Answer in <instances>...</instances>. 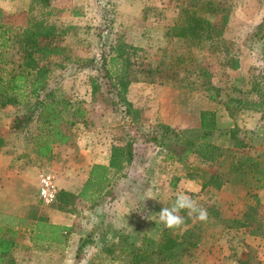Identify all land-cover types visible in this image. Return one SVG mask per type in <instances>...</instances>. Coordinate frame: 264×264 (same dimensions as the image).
<instances>
[{"label": "rangeland", "instance_id": "obj_1", "mask_svg": "<svg viewBox=\"0 0 264 264\" xmlns=\"http://www.w3.org/2000/svg\"><path fill=\"white\" fill-rule=\"evenodd\" d=\"M214 1L218 2L217 13L205 14L214 22L219 34L215 38L221 40L220 48L216 39L213 43L208 40L195 47L167 33L178 14H182L180 8L187 5L188 0L51 1L48 21L62 31L57 43L51 47L52 53L42 63L50 69L48 86L52 88L51 99H61L57 109L60 105L65 106L60 109L63 120L60 127L73 138V148L78 146L75 140L81 141L84 137L88 140L86 145L101 142L109 144L111 151L113 144H125L132 136L127 128L131 117L126 118L124 110L118 104H112L117 97L106 87V70L112 68V57H118L123 63L129 80L126 97L139 110L132 124L134 136L177 127L194 135L202 109H214L220 118L226 114L222 105L210 98L207 85L222 89L235 85L242 89L251 88L252 81L262 75L264 66V38L251 35L264 23V0ZM29 3L30 0H0V8L7 22L22 26L26 22L25 11ZM233 61L237 62V68L232 67ZM92 81L100 86V92L93 100ZM33 102L34 99H31L20 108L12 105L0 107L3 122L0 137L5 140L0 153L14 158L6 171L12 172L17 168L21 173V177H14L7 173L4 175L0 170V186L31 198L27 203L28 223L20 229L19 244L14 249L17 264H82L85 259L87 264H129L128 255L112 252V244L118 242L115 234L118 222L114 217L120 221L125 219L129 242L139 246L148 232V236L158 237L164 227L159 221V211L172 206L171 200H166L170 196L176 197L184 192L203 208L210 203L216 195L200 188L214 173H218L219 182L227 184L231 177L227 171L233 161L230 149L233 141L244 144L237 149L238 155L246 152L254 154L264 163V121L255 124L252 116L246 113L251 111L242 112L240 119L245 123L237 122L238 130L233 140L228 139L227 133L213 137L219 145L229 147L226 155L216 163L204 161L194 153L183 162L180 157L184 149L180 143L171 142L167 147L158 148L136 138L134 162L125 169L129 175L127 179L133 181L130 184L125 178L118 182L116 194L119 197L109 194L101 203L77 199L65 244H33L29 240V224L33 219L30 214H38L44 205H55L54 201L44 203L39 198L38 176L42 172H50L55 174L58 184L57 175L63 173V170L55 172L50 169L48 164L41 163L35 156L33 138L43 133L39 129L42 120L37 110L26 131H13L9 127L14 115L19 111L26 112ZM78 103L90 108V114L85 118L73 115ZM219 126L224 130L230 127L221 119ZM69 159L72 156L66 162ZM80 162H84L83 167L88 164L85 158ZM68 178V173L60 176L63 180ZM249 187L241 196L240 192L237 194L239 200L235 204L238 211L243 201L254 203L251 194L255 189H262ZM141 190L143 193L139 195ZM218 193L214 203L234 205L235 195ZM258 194L257 214L263 225L261 236L264 238V191ZM5 195L7 193L0 190V203L5 200ZM113 198L115 200L112 201ZM194 215H189L186 210L187 219ZM203 222L195 219L192 224H183L177 231L189 227L204 235L211 232L218 234L217 225ZM204 235L196 248L179 249L172 256H166L163 264H205V260L207 264H214L224 257L227 250L220 247L218 241ZM82 240L83 246L78 249ZM179 247L182 248V245ZM112 253L115 255L112 256ZM247 255L250 256L249 264H264V240L260 245L248 248Z\"/></svg>", "mask_w": 264, "mask_h": 264}, {"label": "trees", "instance_id": "obj_2", "mask_svg": "<svg viewBox=\"0 0 264 264\" xmlns=\"http://www.w3.org/2000/svg\"><path fill=\"white\" fill-rule=\"evenodd\" d=\"M52 0H30L28 9L25 11L26 22L24 25H14L6 21L5 15L0 8V107L12 105L22 107L34 99L35 102L27 108L26 112H17L10 122V129L13 131L27 130L33 122L35 111H38L39 119L42 124L39 129L43 133L35 135L33 145L39 156L51 153L52 144L67 143L70 135L62 130L61 110L64 105L57 107L61 99H51L52 88L48 86L49 66L42 63L52 53L51 47L55 45L60 32L55 25L48 21L51 13ZM218 2L214 0H188V4L181 7L182 14H178L175 22L168 29L171 37L183 39L189 43V46H201L204 41L214 42L216 39L217 47H221V40L215 38L219 36L215 30L214 22L205 13H217ZM258 39L264 38V23L251 33ZM233 68H237V62L233 61ZM107 89L111 91L117 99L112 100V104H118L124 110L127 117L131 120L127 122V128L132 136L125 144H113L111 149V158L109 166L93 165L88 179L82 190L78 194H72L65 191H58L54 200L58 208L73 211L77 199L101 203L106 195H115V187L118 180L113 182L108 188L107 172L112 168L114 175L120 180L126 177L125 169L132 166L135 159V139L139 138L150 142L158 147H167L171 142H178L183 147L181 160L186 161L189 154L194 153L202 160L210 163L219 162L226 155L229 147H223L213 137H219L224 133L228 134V139L233 140L238 130L237 122L240 118V112L243 109L255 110L264 117V66L260 77L253 80L251 88L242 89L239 86H232L229 89H222L217 86H208L210 98L221 104L228 115L233 119L234 125L224 130L216 124V114L212 109H202L199 112V127L194 135L188 133L183 128H169L167 130L154 132L151 134L133 135V121L139 111L126 97L129 86L128 73L123 63L118 57H112V68L106 70ZM209 78V74L205 76ZM259 78V79H258ZM92 100L100 92V86L92 81ZM91 100V102H92ZM19 107V108H20ZM90 108L78 103L73 111V115L85 118L90 114ZM69 123H72L69 120ZM130 134V135H131ZM5 144V140L0 137V149ZM244 146L243 142H232L231 152L233 161L228 169L229 175H232L238 182L247 183L248 177L254 178L257 187L264 188V163L249 153L239 154L237 149ZM233 150V151H232ZM217 173L210 174L208 180L202 183V188L212 183L219 187ZM95 195H97L95 197ZM254 203L248 205L243 213V218L222 217L219 210L213 209L211 212L216 216L225 228L239 229L253 227L255 234H262L261 220L258 217L257 205L260 203L258 195L251 194ZM114 199V198H113ZM112 199V200H113ZM180 215L184 217V225L190 219L186 218V210H181ZM34 222L30 229V241L33 244L52 242L57 245H64L67 235L71 228L51 223L44 216L33 214ZM182 224V225H183ZM181 225V226H182ZM180 226V227H181ZM179 227L169 229L163 227L157 239L144 237L139 246H133L131 243L118 239V242L112 244V252L117 249L130 258L129 264H163L166 256H172L179 249L195 248L198 245L200 235L197 232L185 228L181 232L177 231ZM117 233V230H115ZM16 230L6 226L0 221V264H17L14 257V249L17 245L15 240ZM120 236V233H119ZM120 238V237H119ZM81 241L78 249L83 246ZM182 245V248L179 247ZM179 252V251H177ZM250 256L240 260V264H249Z\"/></svg>", "mask_w": 264, "mask_h": 264}, {"label": "crops", "instance_id": "obj_3", "mask_svg": "<svg viewBox=\"0 0 264 264\" xmlns=\"http://www.w3.org/2000/svg\"><path fill=\"white\" fill-rule=\"evenodd\" d=\"M223 109H224L226 114H224V116L222 115L221 118L218 117V112H216L213 109L215 111V114H216L217 126L220 128V126H219L220 119L225 121L226 124H228V126H230V127L233 126L234 125L233 119L228 115V113L224 107H223ZM243 111H251V112H246V113L249 114L250 116H252V119L255 121V124H257L258 122L264 121V117H262L260 115V113L255 111V110L243 109L240 112V116L242 115ZM255 113H258V115ZM231 121H233V122H231ZM239 121H241L240 118H239ZM241 122L244 124L245 120H243ZM2 123L3 122L0 119V125ZM238 125L242 126L240 124H238ZM248 125H250V124H248ZM75 141L78 144V146H76L75 148H73L71 146V143L73 142V138L70 137V140L67 143L52 144L50 154L44 155V156H39V155H37V153L35 151V156L37 159L40 160L41 163L48 164L50 169L54 170L55 172L63 170L62 171L63 173H59V175H57L58 184H57L56 179H55L56 185L58 187V191H65V192H69V193L76 195L82 190L86 180L88 179V176L90 174V170H91L93 165L109 166V162H110V158H111V151H110L109 144L108 145L102 144L101 142L98 144H94V145H90V144L86 145L88 140L84 137L81 138V141L80 140L77 141V139ZM33 146L34 145L32 144V147ZM69 156H72V159H69V161L66 162V159ZM252 156H255V155L253 154ZM169 157H171V156H168V158ZM83 158L88 160V164H86L85 167L82 166V164L84 162H82V163L80 162V160ZM11 160H14L13 156H9V155L6 156V155L0 153V170L4 173V175H5V173H7L8 176L14 175V177H21V173L20 174L18 173L19 169H17V168L12 169V172H10L9 170L6 171V167L7 168L9 167ZM228 172L229 171H227V175H229ZM65 173H68L69 178L66 180L60 179V176H63V174H65ZM107 173H108L107 174V176H108L107 182L108 183H107L106 188H108L113 182H116L117 180L121 181V180H124L126 178V180H127L126 182H129L130 184L133 181L131 178L129 180L127 179V177H129V175L127 177H124V178L122 177L119 180L118 177L116 175H114L111 167H109ZM58 176H59V178H58ZM209 177H208V179H209ZM76 178H80V180H78ZM229 180H231V181H229ZM248 181L249 182H247V183L238 182L234 178H232V175H231V177L228 178V182H226L227 184H225V183L223 184V182H222V184L219 187H217L213 184H207L205 187H203L204 191H206V192L211 191L212 195L213 194L216 195L214 198H212L210 203L205 204V209H207L208 218L203 223L206 222L212 226L217 225L218 226V228H217L218 234L215 235L213 232H211L209 234L204 235L201 232H199L198 230L195 231L192 228H189V227L188 228L194 232H197L200 235V238L198 241H200V242L203 241V235H204V236H207L208 239H212L213 241L214 240L218 241L220 243L219 246L227 250V252H225L226 255L224 257L216 260V262L214 264H240V260L247 258L248 248L256 247L257 245H260L262 243V241L264 240V238L262 236L255 234V229L253 227H250L247 229L242 228V230H239V229L235 230V229H229V228L227 229V228L223 227L222 223L220 221H218V219L213 214V212H211L213 209H216V210L220 211L222 217H226V218L235 217V218H240V219L243 218V213H245V211L247 210L250 202H244L243 201L241 203L240 211H238L235 202H237L239 200L238 199L239 197L237 198V194L239 192H240L239 196H241L243 193L247 192L246 187H248V186L254 187V188L257 187V185L255 184L256 181H254V178L248 177ZM18 183L21 184V182H18ZM1 186H0L1 192L3 190V192L7 193L8 196L5 195V200H3L0 203V221L2 224L9 226V227L13 228L14 230H16L15 240H16L17 245H18L19 239H20L19 236L21 233L20 229H24L23 225L28 223L27 203H30L31 198L30 197L25 198L27 195H24V194L20 196V194H19L20 192L18 193V191H10L9 189H6L7 190L6 191V190H4L5 188L2 189ZM117 188H118V185L115 187V194H116ZM203 188L201 186L200 189H203ZM18 189H21V188L18 187ZM262 189H255L253 194L258 195V197H259L258 193L262 194V192L264 191V188H262ZM142 191L143 190H141V192L140 191L138 192L139 195H142V193H143ZM217 192H219L221 194L226 193L228 195L229 194L235 195L236 198L233 199L234 205L228 206V205H225L223 202L214 203L216 197H218ZM130 193H132V191H130ZM96 196L97 195H95V197ZM116 196L119 197L118 194H116ZM118 197H117L115 203L118 201ZM221 197H223V196L221 195ZM175 198H176L175 196H170L166 200L167 201L171 200V204H173V202L175 201ZM79 199H82V198H79ZM113 200H115V199H113ZM224 211H227L228 214H226ZM180 213H179V215H180ZM26 215H27V217H26ZM39 215L46 217L48 219V221H50L51 223L61 224V225L70 227L72 225V218L74 216V213H73V211H67V210L58 208L56 205H53V206L44 205L41 209H39L37 216H39ZM114 219L118 222L117 226L115 227V228H117V233H115V234H117L118 239L124 240L126 238L128 242L129 241L131 242V240H129V235H130L128 233L129 230L125 226V222H124L125 219H122V221H120L117 217H114ZM189 219L190 220L188 223H186V226L192 224L193 220L196 219V216L194 215V217L189 218ZM29 220L31 221V218H29ZM33 222H34V220L32 219V222H30V224H29L30 227L32 226ZM30 229L31 228H29V231H30ZM253 229H254V231H252ZM160 231H159V233H160ZM119 233H120V236H119ZM148 234H149V232L144 237L153 238L151 236H148ZM29 235H30V232H29ZM157 238H153V239H157ZM29 240H30V238H29ZM198 244H199V242H198ZM202 248H203V244L200 245V249H202ZM113 252L114 253H116V252L121 253V251H119L117 249H115V251H113ZM114 255L115 254L112 253V256H114ZM205 258L206 257H204V259H201L200 261L203 262V260H205ZM207 263L208 262H206V260H205V264H207Z\"/></svg>", "mask_w": 264, "mask_h": 264}, {"label": "clouds", "instance_id": "obj_4", "mask_svg": "<svg viewBox=\"0 0 264 264\" xmlns=\"http://www.w3.org/2000/svg\"><path fill=\"white\" fill-rule=\"evenodd\" d=\"M181 210H187L189 215L195 213L196 219L200 221L208 218L207 209L199 206L190 195L180 192L171 207H163L159 211V221L169 229L180 227L184 223V217L179 215ZM82 264H87V259Z\"/></svg>", "mask_w": 264, "mask_h": 264}, {"label": "built area", "instance_id": "obj_5", "mask_svg": "<svg viewBox=\"0 0 264 264\" xmlns=\"http://www.w3.org/2000/svg\"><path fill=\"white\" fill-rule=\"evenodd\" d=\"M39 198L44 203H51L55 200L58 187L55 182L54 174L42 172L38 176Z\"/></svg>", "mask_w": 264, "mask_h": 264}]
</instances>
